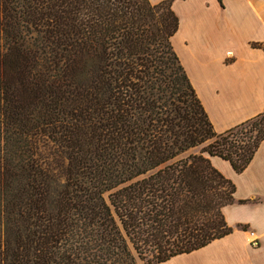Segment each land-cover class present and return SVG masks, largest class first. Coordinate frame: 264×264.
<instances>
[{
  "label": "trees",
  "instance_id": "16d2710c",
  "mask_svg": "<svg viewBox=\"0 0 264 264\" xmlns=\"http://www.w3.org/2000/svg\"><path fill=\"white\" fill-rule=\"evenodd\" d=\"M172 1L0 0V264H156L232 231L210 156L243 171L264 112L214 129Z\"/></svg>",
  "mask_w": 264,
  "mask_h": 264
},
{
  "label": "crops",
  "instance_id": "0c3cea01",
  "mask_svg": "<svg viewBox=\"0 0 264 264\" xmlns=\"http://www.w3.org/2000/svg\"><path fill=\"white\" fill-rule=\"evenodd\" d=\"M172 8L179 18L174 50L214 129L264 112V0H173ZM210 158L236 185L235 202L223 208L232 231L156 264H264V142L241 172Z\"/></svg>",
  "mask_w": 264,
  "mask_h": 264
},
{
  "label": "rangeland",
  "instance_id": "374dc122",
  "mask_svg": "<svg viewBox=\"0 0 264 264\" xmlns=\"http://www.w3.org/2000/svg\"><path fill=\"white\" fill-rule=\"evenodd\" d=\"M139 264H148V259H144V260L139 259Z\"/></svg>",
  "mask_w": 264,
  "mask_h": 264
}]
</instances>
